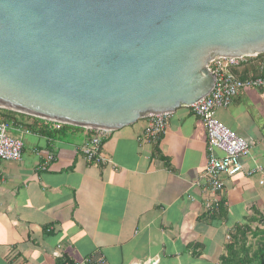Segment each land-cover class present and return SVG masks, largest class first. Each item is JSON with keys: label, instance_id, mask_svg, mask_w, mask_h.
I'll use <instances>...</instances> for the list:
<instances>
[{"label": "crops", "instance_id": "crops-1", "mask_svg": "<svg viewBox=\"0 0 264 264\" xmlns=\"http://www.w3.org/2000/svg\"><path fill=\"white\" fill-rule=\"evenodd\" d=\"M263 71L255 58L238 68L242 79ZM217 118L252 149L243 172L223 177L215 212L198 184L207 132L189 107L170 114L157 141L142 139L147 118L110 131L102 164L84 158L86 128L41 133L10 122L23 154L0 159V264H221L238 227L264 214V88L243 89Z\"/></svg>", "mask_w": 264, "mask_h": 264}, {"label": "water", "instance_id": "water-1", "mask_svg": "<svg viewBox=\"0 0 264 264\" xmlns=\"http://www.w3.org/2000/svg\"><path fill=\"white\" fill-rule=\"evenodd\" d=\"M264 53V0H0V108L114 131L207 96Z\"/></svg>", "mask_w": 264, "mask_h": 264}, {"label": "built area", "instance_id": "built-area-1", "mask_svg": "<svg viewBox=\"0 0 264 264\" xmlns=\"http://www.w3.org/2000/svg\"><path fill=\"white\" fill-rule=\"evenodd\" d=\"M249 56L243 57H216L208 67L216 77V83L211 92L195 102L189 108L202 119L207 132L208 159L206 167L199 178L203 189L210 194L206 201L207 210L215 212L220 203L219 194L224 188L223 177H232L244 171V158L252 149V144L237 135L217 118L218 108H227L233 99L245 88H264V71L261 76L241 79L237 78L234 69ZM251 57V56H250ZM171 113L149 115L147 128L142 135L146 141H157L164 132ZM53 127L60 129L63 123L49 121ZM10 123L0 121V159L6 161H19L23 154V142L9 135ZM93 135L83 144L82 153L90 164H102L108 159L102 153V146L109 132L105 129H88ZM221 152L222 155H217ZM262 171L260 166L250 170L248 174ZM260 183H264L262 180ZM258 227L263 228L262 223ZM92 257H87L73 264H92ZM104 263V259L97 260Z\"/></svg>", "mask_w": 264, "mask_h": 264}, {"label": "trees", "instance_id": "trees-1", "mask_svg": "<svg viewBox=\"0 0 264 264\" xmlns=\"http://www.w3.org/2000/svg\"><path fill=\"white\" fill-rule=\"evenodd\" d=\"M253 58L262 63L264 67V53L256 56H249L239 67L234 69L237 78H241L238 68L247 66ZM253 77L256 76H249L245 79ZM24 118L31 119L33 122L31 124L24 123L21 121ZM1 120L14 124H24L25 128L41 133L46 131L65 133L69 129H85L72 125H63L60 129H56L53 127L52 123L47 120L3 108H0V121ZM251 222H258V224L262 223L263 228L258 227V224L255 228H252L251 225L238 227L237 231L232 235V240L226 245V253L222 255L220 259L221 264H264V214H260L258 217L253 218Z\"/></svg>", "mask_w": 264, "mask_h": 264}, {"label": "rangeland", "instance_id": "rangeland-1", "mask_svg": "<svg viewBox=\"0 0 264 264\" xmlns=\"http://www.w3.org/2000/svg\"><path fill=\"white\" fill-rule=\"evenodd\" d=\"M9 133V135H10V132H8ZM256 226L254 225V228H255Z\"/></svg>", "mask_w": 264, "mask_h": 264}]
</instances>
